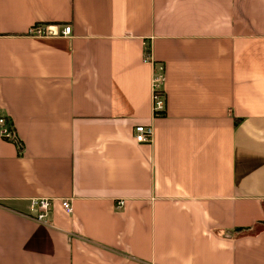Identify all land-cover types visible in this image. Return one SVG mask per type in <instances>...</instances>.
<instances>
[{
    "label": "crops",
    "instance_id": "1",
    "mask_svg": "<svg viewBox=\"0 0 264 264\" xmlns=\"http://www.w3.org/2000/svg\"><path fill=\"white\" fill-rule=\"evenodd\" d=\"M0 116V264H264V0H0Z\"/></svg>",
    "mask_w": 264,
    "mask_h": 264
},
{
    "label": "built area",
    "instance_id": "2",
    "mask_svg": "<svg viewBox=\"0 0 264 264\" xmlns=\"http://www.w3.org/2000/svg\"><path fill=\"white\" fill-rule=\"evenodd\" d=\"M72 29L70 26H64L62 29H59L57 26H45L42 24H36L32 26L28 34L34 37H50V36H63L69 37L71 35ZM148 60L149 57L146 56ZM162 70V69H161ZM164 82V75L161 71L156 75L152 81V112L155 117H158V114L164 112L165 110V100L163 96L162 83ZM153 134L152 127L149 126H137L134 129V140L138 144H147L151 141ZM0 138L5 141L13 142L18 144L17 138L12 130H10L5 122V117L0 116ZM53 201L50 198H40L31 200V214L30 217L37 222L42 224H49L50 213L53 207ZM124 205L123 202H118L116 207L118 209L122 208ZM61 208L67 214L72 212V205L69 201H62Z\"/></svg>",
    "mask_w": 264,
    "mask_h": 264
},
{
    "label": "trees",
    "instance_id": "3",
    "mask_svg": "<svg viewBox=\"0 0 264 264\" xmlns=\"http://www.w3.org/2000/svg\"><path fill=\"white\" fill-rule=\"evenodd\" d=\"M146 56L149 57V48L146 49ZM163 114L160 113L158 114V117L162 116ZM5 122H6V125L7 127L12 130V125H11V122L10 120L5 117ZM20 145V144H19ZM264 225V222H259L258 224H256L254 227H251V228H239V229H236L235 231L236 232H250V233H257L261 230L260 226H263Z\"/></svg>",
    "mask_w": 264,
    "mask_h": 264
},
{
    "label": "rangeland",
    "instance_id": "4",
    "mask_svg": "<svg viewBox=\"0 0 264 264\" xmlns=\"http://www.w3.org/2000/svg\"><path fill=\"white\" fill-rule=\"evenodd\" d=\"M263 226H260V228H262Z\"/></svg>",
    "mask_w": 264,
    "mask_h": 264
}]
</instances>
